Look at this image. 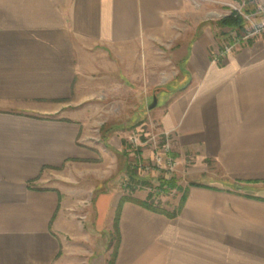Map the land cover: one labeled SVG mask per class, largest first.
Here are the masks:
<instances>
[{"label": "crops", "instance_id": "crops-1", "mask_svg": "<svg viewBox=\"0 0 264 264\" xmlns=\"http://www.w3.org/2000/svg\"><path fill=\"white\" fill-rule=\"evenodd\" d=\"M194 1L0 0V264L108 258L95 253L81 199L47 183L93 158L75 109L82 92L93 96L119 68L128 75L131 61L144 69L159 59L155 47L178 22L189 36L169 54L180 79L160 123L180 167L191 162L184 196L173 217L124 202L114 262L264 264V37L213 61L218 37L194 17ZM157 60L147 74H159ZM151 80L144 89L160 90ZM122 195L96 197L99 231L112 230Z\"/></svg>", "mask_w": 264, "mask_h": 264}, {"label": "rangeland", "instance_id": "rangeland-1", "mask_svg": "<svg viewBox=\"0 0 264 264\" xmlns=\"http://www.w3.org/2000/svg\"><path fill=\"white\" fill-rule=\"evenodd\" d=\"M194 2H197L194 17L203 20V26H210L218 37L219 43L210 53L213 61L219 62L228 55L217 57L223 46L232 42L235 36L239 40V45L230 53L249 45L257 38L264 37L262 30L257 35L242 40L249 24L239 12L241 10L244 14L254 13L259 6L264 7V0H195ZM231 13L241 17L242 29H230L217 24L220 19ZM260 18H264V13ZM176 25L166 34L168 39L155 47L160 54V60L145 59L144 69L139 65L138 60L131 61L128 75L119 68L121 75L115 72L104 77L100 89L93 96H87V91L82 92L81 95H85L83 96L85 100L75 109L80 113L82 145L90 150L93 158L81 160L73 167H65L53 173L54 177L47 183L57 182L60 183L59 185H65L74 194L75 199L76 197L81 199L83 219L81 222L92 230L95 253L96 250L100 252L101 249H108V258L99 260L103 264H110L117 238L114 231L116 211L113 215L111 231H99L95 225L94 203L101 191L113 189L123 193L122 196H131L134 191L143 190L147 195L146 200L151 196L152 204L167 213L177 210L182 203L180 201L184 196L186 168L191 162L180 167L172 153V136L162 129L160 123L166 101L171 97L166 90L170 89L172 83L178 84L180 79L179 67L169 58V54L181 43L182 35L189 36L182 23L178 22ZM175 33L177 36L174 37ZM157 59L160 62L159 74H147L152 67V61ZM149 76L154 82L157 79L160 81V90L144 89ZM155 96L157 104L151 107ZM177 202L179 204L175 205ZM85 215H87L86 219ZM84 247L91 249L89 244L82 243V249ZM78 259L79 264H91L93 258L88 262L87 258Z\"/></svg>", "mask_w": 264, "mask_h": 264}, {"label": "trees", "instance_id": "trees-1", "mask_svg": "<svg viewBox=\"0 0 264 264\" xmlns=\"http://www.w3.org/2000/svg\"><path fill=\"white\" fill-rule=\"evenodd\" d=\"M219 26L222 27H227L230 29H242V20L241 17H239L238 15H236L235 13H231L225 17H223L222 19H220L217 23ZM126 201H134L139 203L141 206L150 209L152 211L158 212V213H162L164 215H167L168 217H173L176 214V211L171 212V213H167L165 212L163 209H161L159 206L153 205L151 202V196L148 197L147 200L140 202L137 201L135 199H133L130 195L127 196H122L120 199V202L118 204L117 210H116V215H115V220H114V231H115V235L117 238L118 235V219H119V214H120V209L121 206L124 202ZM116 255V250L114 249L113 255H112V259L110 260V264H115L114 260H115V256Z\"/></svg>", "mask_w": 264, "mask_h": 264}, {"label": "built area", "instance_id": "built-area-1", "mask_svg": "<svg viewBox=\"0 0 264 264\" xmlns=\"http://www.w3.org/2000/svg\"><path fill=\"white\" fill-rule=\"evenodd\" d=\"M239 12L243 15V17L245 18V20L249 24V28L246 29L245 35L241 38L242 40H244V39L246 40L250 37H253V36L257 35L262 30L264 31V18H260L262 13H264V7L263 6H259L256 9V12H254V13L249 12V14H244V12L242 13L241 10H239ZM238 45H239V40L236 39V36H235V37H233L232 42L223 46L222 50L220 52H218L217 57H222L226 54H229L235 48H237ZM169 165H170V163H169Z\"/></svg>", "mask_w": 264, "mask_h": 264}, {"label": "water", "instance_id": "water-1", "mask_svg": "<svg viewBox=\"0 0 264 264\" xmlns=\"http://www.w3.org/2000/svg\"><path fill=\"white\" fill-rule=\"evenodd\" d=\"M157 104V98L156 96L153 98V102L151 104V107H154Z\"/></svg>", "mask_w": 264, "mask_h": 264}]
</instances>
